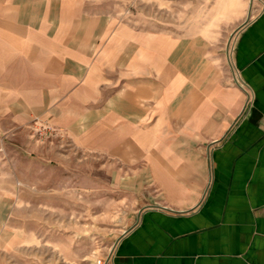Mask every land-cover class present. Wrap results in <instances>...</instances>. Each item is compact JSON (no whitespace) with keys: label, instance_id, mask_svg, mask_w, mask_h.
I'll return each instance as SVG.
<instances>
[{"label":"crops","instance_id":"obj_1","mask_svg":"<svg viewBox=\"0 0 264 264\" xmlns=\"http://www.w3.org/2000/svg\"><path fill=\"white\" fill-rule=\"evenodd\" d=\"M248 4L222 55L104 0H0V142L31 144L35 119L146 201L110 264H264V0Z\"/></svg>","mask_w":264,"mask_h":264},{"label":"rangeland","instance_id":"obj_2","mask_svg":"<svg viewBox=\"0 0 264 264\" xmlns=\"http://www.w3.org/2000/svg\"><path fill=\"white\" fill-rule=\"evenodd\" d=\"M248 2L104 0V5L141 29L202 37L224 55ZM31 126V144L0 142V168L11 180L6 187L13 198L0 234V264H110L116 242L145 199L130 186H116L111 168L100 172L99 158L69 147L47 124L34 119Z\"/></svg>","mask_w":264,"mask_h":264},{"label":"water","instance_id":"obj_3","mask_svg":"<svg viewBox=\"0 0 264 264\" xmlns=\"http://www.w3.org/2000/svg\"><path fill=\"white\" fill-rule=\"evenodd\" d=\"M250 12V8H249V11H248V13ZM248 17H249V15L247 16V19H246V21L245 22H247V20H248ZM239 28H237V30H238ZM237 30L236 31H234V33L233 34H235L236 32H237ZM232 34V35H233ZM127 231H125L123 234L125 235V233H126ZM119 241V240H118ZM117 241V242H118ZM117 242H116V244H117ZM116 244H115V246H116Z\"/></svg>","mask_w":264,"mask_h":264},{"label":"bare ground","instance_id":"obj_4","mask_svg":"<svg viewBox=\"0 0 264 264\" xmlns=\"http://www.w3.org/2000/svg\"><path fill=\"white\" fill-rule=\"evenodd\" d=\"M241 86V85H240ZM242 91H243V89H242ZM248 95V94H247Z\"/></svg>","mask_w":264,"mask_h":264}]
</instances>
